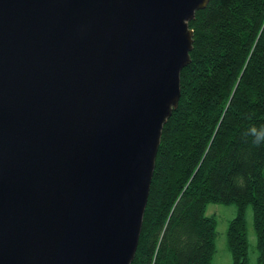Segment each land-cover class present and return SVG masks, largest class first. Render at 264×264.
<instances>
[{
  "label": "water",
  "instance_id": "1",
  "mask_svg": "<svg viewBox=\"0 0 264 264\" xmlns=\"http://www.w3.org/2000/svg\"><path fill=\"white\" fill-rule=\"evenodd\" d=\"M207 0H0V264H130Z\"/></svg>",
  "mask_w": 264,
  "mask_h": 264
},
{
  "label": "trees",
  "instance_id": "2",
  "mask_svg": "<svg viewBox=\"0 0 264 264\" xmlns=\"http://www.w3.org/2000/svg\"><path fill=\"white\" fill-rule=\"evenodd\" d=\"M189 24L190 58L161 126L130 264H211L205 205L230 198V264H247V203L264 264V0H207Z\"/></svg>",
  "mask_w": 264,
  "mask_h": 264
},
{
  "label": "rangeland",
  "instance_id": "3",
  "mask_svg": "<svg viewBox=\"0 0 264 264\" xmlns=\"http://www.w3.org/2000/svg\"><path fill=\"white\" fill-rule=\"evenodd\" d=\"M206 213L214 215V248L211 252V264H230L232 255L230 248L226 243L227 221L236 211V203L233 199L212 200L209 199L205 205ZM245 222L247 232V264H257V248L255 243V232L252 221V211L250 203L244 207Z\"/></svg>",
  "mask_w": 264,
  "mask_h": 264
}]
</instances>
